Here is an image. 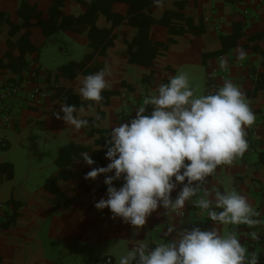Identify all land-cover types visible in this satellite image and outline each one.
<instances>
[{"label":"crops","instance_id":"0c3cea01","mask_svg":"<svg viewBox=\"0 0 264 264\" xmlns=\"http://www.w3.org/2000/svg\"><path fill=\"white\" fill-rule=\"evenodd\" d=\"M91 2L63 0L52 15L53 0H0V90L20 84L24 91L40 87L46 93L38 104L17 102L9 114L0 103V164L12 165L0 168L5 207L0 215V264H93V255L104 247L115 264L134 246L153 247L172 239L167 234L172 224L177 230L214 227L206 212L188 202L185 216L165 215L159 208L137 230L113 218L108 208L95 207L107 199L105 175L84 177L110 163L105 154L112 127L136 115L138 106L130 96H149L180 72L187 73L196 95L212 86L218 90L224 83L214 75L222 68L220 58L226 63V80L239 86L250 102L256 121L248 129L257 133L243 157L221 166L202 187L236 190L264 216V0H164L163 7L153 0H115L113 20L97 12L94 24L102 35L93 34V40L90 23L79 19ZM134 8L154 21L142 22L151 46L158 49L152 61L148 51L143 58L139 53L143 61L130 62L128 42H136L139 32L130 19ZM233 34L236 40H222ZM142 46L149 48L144 42ZM240 49L247 54L242 61ZM132 51L137 53L136 44ZM106 65L111 87L103 91L102 102L84 100L78 95L80 80ZM61 103L76 105L78 111L83 107L81 117L88 126L75 130L57 119ZM71 146L79 149L66 150ZM85 152L94 165L83 161ZM122 183L114 181V186ZM182 187L173 191V199ZM13 214L14 222L4 226ZM225 226L217 225L221 234ZM228 228L236 230L245 246L248 227Z\"/></svg>","mask_w":264,"mask_h":264},{"label":"clouds","instance_id":"9594fccd","mask_svg":"<svg viewBox=\"0 0 264 264\" xmlns=\"http://www.w3.org/2000/svg\"><path fill=\"white\" fill-rule=\"evenodd\" d=\"M153 3L163 7L164 0ZM246 55L240 49L238 59L242 61ZM220 66H226L223 58ZM108 72L106 65L84 76L78 95L102 102L103 91L111 87ZM148 105L153 110L146 115ZM60 112L55 113L56 118L75 130L89 124L81 117L83 107L78 111L76 105L61 103ZM255 121L245 92L231 80L214 93L196 95L187 73L180 72L146 97L130 122L112 127L105 154L110 163L92 168L84 177H106L107 199L95 204L98 210L108 208L113 218L139 230L159 208L166 210L165 215L182 216L186 203L193 202L214 224L209 230L198 226L177 230L172 224L167 228L172 239L155 247L134 246L120 257L119 264H258L257 253L249 252L235 229L221 234L217 225L254 228L264 225V219H257L260 213L236 190L202 187L209 177L215 178L221 166H231L244 156L249 149L247 129ZM81 156L86 165L95 164L87 152ZM121 179L122 186L115 187L114 181ZM178 185L183 187L173 199ZM201 191L203 195L194 200ZM249 235L258 238L256 232Z\"/></svg>","mask_w":264,"mask_h":264},{"label":"built area","instance_id":"2783aa9c","mask_svg":"<svg viewBox=\"0 0 264 264\" xmlns=\"http://www.w3.org/2000/svg\"><path fill=\"white\" fill-rule=\"evenodd\" d=\"M215 77L219 79L221 82L227 79V69L220 68L214 71ZM217 91L216 86H212L207 89L206 94H211ZM46 96V93L40 88L35 87L29 91H24L20 84L10 85L0 90V103L2 104V111L4 114H9L17 102L29 103V104H38L43 98ZM148 97L145 95L142 96H130V100L133 103V106H142L144 99ZM131 109V108H129ZM153 110L151 105L146 106V115L150 114ZM256 131L254 129H247L246 139L248 143L252 141V139L256 135ZM5 211L4 204L0 201V215ZM183 215L185 216V212L183 211ZM257 219H264V216H259ZM250 232L257 233V239H252L249 235ZM246 233L249 236V239L245 243V247L249 249V252H255L258 255V264H264V225H258L254 228H247ZM157 245V244H156ZM154 245L153 247H155ZM103 264H114V259L111 255H106L103 257Z\"/></svg>","mask_w":264,"mask_h":264},{"label":"trees","instance_id":"16d2710c","mask_svg":"<svg viewBox=\"0 0 264 264\" xmlns=\"http://www.w3.org/2000/svg\"><path fill=\"white\" fill-rule=\"evenodd\" d=\"M114 1L115 0H92L91 3L86 4L87 7H88V10L79 19L81 20V22L84 21V22L90 23L91 29H90V32H89V36H90V38L92 40H93V34L96 33L97 35H102L101 30H99L94 24V19L96 17L97 12L99 10H101L108 16L109 19L113 20L114 17H115V13L111 11V7H112V4L114 3ZM62 2H63V0H53V5H52V8H51L52 15H55L59 11V6L62 4ZM138 8H134V14L130 17V19L131 20H135L136 23L139 26V32H138L137 41L133 42V43L128 42L129 54H130V62H133L134 60H138L140 62L143 61L142 58H143V56L148 55L147 54L148 51H150V54H149L148 58H151L150 60L152 61L154 56L158 53V49H157L156 45L155 46H151L152 43L150 44V40H149V37H148V34H149L148 30L149 29L145 28L143 24L147 23V24L150 25V24H153L154 21L151 18H145V17L140 16L139 14L142 13V11L140 12ZM138 19H140V20H138ZM142 22H143V24H142ZM241 25L243 26L242 23H241ZM227 38L236 40L237 36L235 34H233V35L228 36V37H222V40L225 42V40ZM143 42L147 43L149 48L143 47L142 46ZM135 44L137 45V49H138L136 54H134V52L132 51ZM158 46H160V45H158ZM101 51H104V49H102ZM223 52H225V51L223 50L222 53ZM139 53H140V56L142 57L141 59L138 58L139 57ZM78 149H79L78 147L71 146L70 148H67L66 150H75V151H77ZM64 151H65V149L62 151V153ZM73 157H79V156L76 154ZM5 166H11V168H12V165H10L8 163L0 164V168H2V169H5L4 168ZM14 219H15V214H13L12 217H10L8 222L4 223V226H9L10 224H12L14 222ZM209 221H211V220L209 219Z\"/></svg>","mask_w":264,"mask_h":264},{"label":"rangeland","instance_id":"374dc122","mask_svg":"<svg viewBox=\"0 0 264 264\" xmlns=\"http://www.w3.org/2000/svg\"><path fill=\"white\" fill-rule=\"evenodd\" d=\"M230 230H229V228H228V225H226L225 226V229H224V233H226V232H229ZM103 250L104 251H99V255L98 256H96V255H93V264H101V258L102 257H104V256H106V255H108L107 253L108 252H106L107 251V247H104L103 248ZM88 260L86 261V262H89L90 261V258L88 257L87 258ZM103 259V258H102ZM119 259H120V257L117 259V263H115V264H119ZM102 264H103V262H102Z\"/></svg>","mask_w":264,"mask_h":264}]
</instances>
